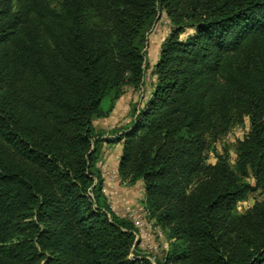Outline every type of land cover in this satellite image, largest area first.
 <instances>
[{
  "label": "trees",
  "instance_id": "obj_1",
  "mask_svg": "<svg viewBox=\"0 0 264 264\" xmlns=\"http://www.w3.org/2000/svg\"><path fill=\"white\" fill-rule=\"evenodd\" d=\"M162 15L148 98L95 130L107 96L141 89ZM245 120L232 162L215 146ZM104 144L121 145L120 181L142 183L160 259L130 257L138 230L108 204ZM258 191L264 0H0V264H264V199L234 213Z\"/></svg>",
  "mask_w": 264,
  "mask_h": 264
},
{
  "label": "rangeland",
  "instance_id": "obj_2",
  "mask_svg": "<svg viewBox=\"0 0 264 264\" xmlns=\"http://www.w3.org/2000/svg\"><path fill=\"white\" fill-rule=\"evenodd\" d=\"M169 30V21L164 15H162L145 33L142 51L144 53L146 68L141 89L139 91H135L125 85L122 88L123 93L117 99H114L113 94L107 96L102 101L101 108L105 111V113L108 112V116L93 120V128L95 130L106 133L107 130V132H109L110 128H112L110 130L112 131L116 125L121 127L130 123L131 111L133 107L142 104V102H144L149 96L150 88L153 82L152 70L157 62L160 46L168 36ZM247 130L248 121L245 120L243 125L234 127L224 139L217 143L215 149L219 151L221 147H225L229 151L233 162V144L236 140L241 139L246 134ZM119 150L121 151V149ZM207 156V162L209 164H213V154L209 152ZM114 162L115 150L113 148L108 151L101 152L98 166L108 182H106L108 187L106 189L104 188V193L107 197L108 204H110L112 209L117 207L122 208L124 212L123 217H127L126 210L129 209L132 214L139 217L144 223V233L139 235V237L137 234V251H135L134 254H131L130 257L132 258L135 253H137V255H146L151 260L152 258L160 259L164 250L167 249L165 236L162 234V232L153 228L151 222L147 221L146 214L140 206V191L138 189H131L126 191V193L125 191L123 193L122 191L121 193L115 191L116 188H118V185H115L114 182V180L117 179ZM248 181L252 182L251 180ZM117 183L120 184V182ZM124 194H128L126 197L129 196V200L131 201L130 204L127 199H124ZM263 199L264 194L260 191L249 194L244 201L237 204L234 213L241 215L250 209L254 203L260 202Z\"/></svg>",
  "mask_w": 264,
  "mask_h": 264
},
{
  "label": "crops",
  "instance_id": "obj_3",
  "mask_svg": "<svg viewBox=\"0 0 264 264\" xmlns=\"http://www.w3.org/2000/svg\"><path fill=\"white\" fill-rule=\"evenodd\" d=\"M117 127H119V125H116L115 127H114V129L115 128H117ZM112 128H110V130H111ZM109 130V131H110ZM108 131V130H107ZM107 131H106V133H107ZM114 149L115 150V170H116V174H117V166H118V159H119V155H120V150L119 149H121V145L119 144V145H112V146H110V145H107V144H104L103 145V147H102V152L103 151H108V150H110V149ZM119 148V149H118ZM107 153V152H106ZM103 178H104V188L106 189L108 186H107V184H106V182H107V179H106V177L103 175ZM114 182H115V185H118V188H116V192H120L121 193V191H122V193L125 191V193H126V191H128V190H131V189H138L139 191H140V203L142 202V200H143V186H142V183L140 182V181H138V182H136L134 185H132V187L130 186V185H127V184H125V183H123V182H121L120 181V179L118 178V176H117V179L116 180H114ZM117 182H120V184L119 183H117ZM108 183V182H107ZM129 188V189H128ZM104 189V190H105ZM125 196H124V199H127V201L129 202V204L131 203V201L129 200L130 198H129V196L128 197H126V195H128V194H124ZM140 206H141V204H140ZM142 207V206H141ZM114 210V212L118 215V216H124V212H123V209L122 208H120V207H117V208H114L113 209Z\"/></svg>",
  "mask_w": 264,
  "mask_h": 264
},
{
  "label": "built area",
  "instance_id": "obj_4",
  "mask_svg": "<svg viewBox=\"0 0 264 264\" xmlns=\"http://www.w3.org/2000/svg\"><path fill=\"white\" fill-rule=\"evenodd\" d=\"M126 214H127V218L131 219L134 224H135V227L137 228L138 230V237L139 235L143 234L144 233V223L142 222V220L135 216L134 214H132L129 209L126 210ZM136 238H137V235H136Z\"/></svg>",
  "mask_w": 264,
  "mask_h": 264
}]
</instances>
